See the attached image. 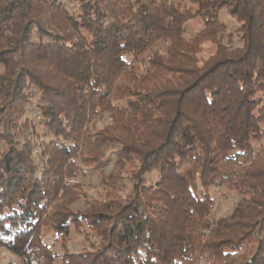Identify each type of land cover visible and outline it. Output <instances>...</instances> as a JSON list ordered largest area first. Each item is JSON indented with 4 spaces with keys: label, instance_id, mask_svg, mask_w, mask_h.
Returning a JSON list of instances; mask_svg holds the SVG:
<instances>
[{
    "label": "trees",
    "instance_id": "1",
    "mask_svg": "<svg viewBox=\"0 0 264 264\" xmlns=\"http://www.w3.org/2000/svg\"><path fill=\"white\" fill-rule=\"evenodd\" d=\"M74 1L0 0V247L21 264H264V0ZM107 156L110 192L82 203ZM215 183L237 195L225 217Z\"/></svg>",
    "mask_w": 264,
    "mask_h": 264
},
{
    "label": "rangeland",
    "instance_id": "2",
    "mask_svg": "<svg viewBox=\"0 0 264 264\" xmlns=\"http://www.w3.org/2000/svg\"><path fill=\"white\" fill-rule=\"evenodd\" d=\"M64 2L66 3V6L68 8L73 10L75 6L74 0H64ZM200 22H201L200 20L195 19V21L191 22L192 24L190 28L192 30H197L202 26ZM27 116L32 121L30 122V129H32L35 132L34 138L35 140L38 139V143L41 145L44 135L42 134V132H40V135L36 136V134L39 132L40 129V123H39L40 115H38L35 111L33 112L29 111ZM261 143L264 144V138ZM39 149L40 147L36 145V150H35L36 154H38ZM110 157L107 156L104 160L98 162L99 164L95 163L92 166H90V168L88 169L85 168L87 170L84 171L85 172L84 177L82 178L84 183V186L82 188V191L84 193L83 197L81 198L82 203L87 200H101L106 197L107 192H110V187L108 186L106 179L109 178V175L112 172L115 174L118 167V165L116 164V159L115 158L110 159ZM117 180L118 183L121 185L122 183L119 180V177L117 178ZM211 193L214 195V197H216L214 217L219 218L228 215L233 209V206L235 205L237 200V195L235 194V192L229 191L226 188L215 183L211 187ZM43 237L47 243H51L54 237L53 231L51 229H45L43 233ZM70 238L74 242L75 245L74 247L76 249H79L80 246L82 245L81 233L75 232L73 229ZM0 264H21V263L17 255L0 247Z\"/></svg>",
    "mask_w": 264,
    "mask_h": 264
}]
</instances>
